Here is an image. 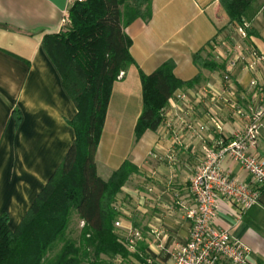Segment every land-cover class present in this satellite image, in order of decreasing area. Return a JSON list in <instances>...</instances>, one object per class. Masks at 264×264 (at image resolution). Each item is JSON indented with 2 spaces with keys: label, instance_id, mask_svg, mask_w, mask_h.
Returning a JSON list of instances; mask_svg holds the SVG:
<instances>
[{
  "label": "crops",
  "instance_id": "crops-1",
  "mask_svg": "<svg viewBox=\"0 0 264 264\" xmlns=\"http://www.w3.org/2000/svg\"><path fill=\"white\" fill-rule=\"evenodd\" d=\"M69 7V0H0V216L7 215L11 230L74 141L70 121L76 108L43 47L44 36L61 30ZM249 16L251 35L242 39L217 0H151L149 21L136 19L124 28L132 64L112 83L95 165L102 180L126 161L135 168L117 194L122 216L116 221L141 230L153 261L165 263L166 252L187 240L185 211L194 204L189 181L202 147L219 137L227 140L244 125L235 112L258 103L250 82L262 86L264 94V62L247 67L251 50L264 54V0H254ZM200 50L223 63L225 72L199 69L194 57ZM168 61L181 81L199 72L202 77L192 88L176 90L163 110V121L171 122L179 143H172L164 122L136 139L140 73L149 75ZM227 72L230 87L223 79ZM177 93H185L187 100H177ZM256 152L264 157V129ZM221 166L232 178L251 184L250 175L232 159ZM212 223L249 248L247 264H264V189L244 212L221 197ZM115 230L120 238L123 228Z\"/></svg>",
  "mask_w": 264,
  "mask_h": 264
},
{
  "label": "trees",
  "instance_id": "trees-1",
  "mask_svg": "<svg viewBox=\"0 0 264 264\" xmlns=\"http://www.w3.org/2000/svg\"><path fill=\"white\" fill-rule=\"evenodd\" d=\"M217 1L230 24L250 20L254 0ZM150 18L151 0H84L70 5L58 33L44 36L45 53L76 108L70 121L75 137L18 226L11 230L7 215L0 216V264H115L116 256L127 259L129 252L113 224L122 216L115 205L117 194L135 168L126 161L102 180L95 152L112 83L132 64L124 28ZM246 34L251 35L248 28ZM194 63L208 72H225L223 63L201 50ZM201 78L199 72L188 81L177 79L170 61L149 75L140 73L142 110L135 138L155 131L174 92L192 88ZM72 216L82 225L77 238L68 235ZM139 254L147 256L142 241L132 256L142 260Z\"/></svg>",
  "mask_w": 264,
  "mask_h": 264
},
{
  "label": "built area",
  "instance_id": "built-area-1",
  "mask_svg": "<svg viewBox=\"0 0 264 264\" xmlns=\"http://www.w3.org/2000/svg\"><path fill=\"white\" fill-rule=\"evenodd\" d=\"M84 0H69L70 5ZM248 24L236 25L235 30L242 39L246 38ZM247 67L254 69L264 62V54L251 50ZM122 76V73L119 77ZM225 87H230V76H224ZM258 103L254 108H243L235 112L241 117L244 125L235 131L227 140L215 139L210 145L202 147L203 155L194 167L189 181V192L194 204L185 211V218L190 222L187 240L175 243L166 252L168 261L156 262L148 256L139 254L142 260L132 256L135 246L142 241V232L135 227H122L119 221L115 228H123L120 237L127 250V259L116 256L115 264H247L249 248L229 229L216 228L213 219L218 212L219 199L223 197L244 212L250 208L264 189V157L256 152L259 132L264 129V94L262 86L250 82ZM193 99H201L198 93L191 94ZM179 101L187 100L185 93H177ZM162 122L170 130L172 143H179V138L169 120ZM203 129L202 127L200 128ZM230 158L238 163L251 177L247 185L234 178L222 169V162Z\"/></svg>",
  "mask_w": 264,
  "mask_h": 264
},
{
  "label": "rangeland",
  "instance_id": "rangeland-1",
  "mask_svg": "<svg viewBox=\"0 0 264 264\" xmlns=\"http://www.w3.org/2000/svg\"><path fill=\"white\" fill-rule=\"evenodd\" d=\"M131 215V214H127ZM82 225L75 216L71 217L70 224L68 227V235L73 238H77Z\"/></svg>",
  "mask_w": 264,
  "mask_h": 264
}]
</instances>
